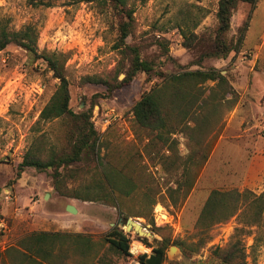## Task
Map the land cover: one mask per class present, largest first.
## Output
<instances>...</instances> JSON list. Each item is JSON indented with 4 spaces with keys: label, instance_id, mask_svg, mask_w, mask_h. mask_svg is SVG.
I'll use <instances>...</instances> for the list:
<instances>
[{
    "label": "rangeland",
    "instance_id": "rangeland-1",
    "mask_svg": "<svg viewBox=\"0 0 264 264\" xmlns=\"http://www.w3.org/2000/svg\"><path fill=\"white\" fill-rule=\"evenodd\" d=\"M127 4L134 10V23L126 42L153 66L150 72L139 71L130 82L124 81L125 70L134 53L114 48L125 18L109 2L0 0V29L32 26L40 51L64 56L70 106L77 113L91 110V122L101 136L100 148L95 149L100 156L84 154L73 164L72 177L67 176L68 168L63 188L96 190L109 168L127 175L134 186L130 196L116 191V203L85 201L55 188L51 166L43 171L26 167L18 177V166L29 148L40 146L47 159L52 150L70 152L73 139L71 126L61 119L37 123L59 79L45 60L10 44L0 51V250L26 233L57 231L69 234L56 244L55 264H127L134 241L152 252L164 240H170L165 264H264V218L239 234L236 228L245 224L237 216L209 228L198 226L212 190L264 191V0L254 7L237 4L225 40L235 44L245 22L249 28L240 50L227 57L210 54L216 44L218 0H127ZM184 32L193 36L192 47L185 46ZM211 67L229 77L240 99L227 112L224 129L190 194L175 207L167 190L176 186L182 166L171 159L162 163L157 150L170 152L149 145L150 136L136 125L133 107L161 81L158 72ZM100 80L115 89L109 93ZM179 139L177 155L184 160L189 148L185 136ZM60 171L66 169L62 166ZM145 193L156 195L151 210L143 206ZM159 203L172 215V225H156L154 210ZM68 204L78 212L68 211ZM130 217L150 234L127 229L123 222ZM114 229L128 233L132 257L108 241ZM172 246L177 249L171 250Z\"/></svg>",
    "mask_w": 264,
    "mask_h": 264
},
{
    "label": "trees",
    "instance_id": "trees-1",
    "mask_svg": "<svg viewBox=\"0 0 264 264\" xmlns=\"http://www.w3.org/2000/svg\"><path fill=\"white\" fill-rule=\"evenodd\" d=\"M99 1L100 3L109 2L115 11L123 14L125 18L119 24V37L114 44V48L121 53L126 54L127 50L134 53L129 69L125 70L124 81L130 82L139 71L150 72L153 69L151 62L142 59L139 50L129 46L126 42L132 33L134 23V10L128 8L127 0ZM239 2L250 3L254 7L258 0H218L216 44L210 54L227 57L232 50H240L249 28V22H245L240 29L235 44H229L225 40V34L231 27L233 12ZM184 38L185 46L192 47L193 36L184 32ZM10 44L22 47L34 59L45 60L54 76L59 79L58 87L50 101L42 109L37 123L61 119L71 126L69 135L73 139L70 152L59 153V151L52 150L47 155V159L42 156L43 152L40 146L29 148L18 166V177L26 167H35L43 171L51 166L54 170L55 188L62 195L85 201L103 200L113 203L117 201L114 194L116 191L123 196L132 195L134 186L131 179L114 168H109L110 171L105 173L101 185L96 190L68 191L63 188L61 182L68 173V168L67 176L72 177L75 171L73 164L83 159L84 154L88 157L93 154L100 156L97 152L95 153V149L97 146L100 148L101 136L91 122V110L77 113L70 106V80L66 74L64 56L55 51H40L37 33L32 26L18 31L0 29V51L6 49ZM157 74L161 77V81L135 103L133 114L139 129L148 132L149 145L164 147L170 152V154H165L159 149L157 150L162 163L165 165L170 159L174 163L180 162L183 170L181 177L176 180L175 187H169L167 190L171 203L175 207H180L190 194L201 170L208 161L224 129L225 116L239 101L240 94L229 77L215 67L183 69L174 73L160 71ZM100 82L107 86L109 93L115 89V86L109 82L101 80ZM179 135L186 137V145L189 148V153L184 160H180L177 155L180 143ZM173 155H176V159ZM62 166L64 170L66 169L65 172L60 171ZM145 197L143 206L151 210L157 202L156 195L145 193ZM233 216H237L245 224L236 228L237 234L246 231L245 227L259 225L264 218V191L256 193L248 188L244 190L238 188L212 190L198 218V226L209 228L223 223ZM68 234L57 231L26 233L16 243L0 250V264H55L52 256L56 250V244L58 240ZM77 237L82 238L83 236L77 234ZM128 237V233L123 229H114L110 232L108 241L132 257L129 252L130 239ZM169 243L170 240H164L160 245L153 246L150 255L140 256L141 264H165ZM175 244L177 245L179 242H175Z\"/></svg>",
    "mask_w": 264,
    "mask_h": 264
},
{
    "label": "built area",
    "instance_id": "built-area-1",
    "mask_svg": "<svg viewBox=\"0 0 264 264\" xmlns=\"http://www.w3.org/2000/svg\"><path fill=\"white\" fill-rule=\"evenodd\" d=\"M10 190H7V198H10ZM154 216H155V222L157 226L161 225H172L173 224V217L170 215L169 211L162 205V204H157L154 210ZM137 243H133V248L136 250L133 253L132 259L127 263V264H141L140 261V256L141 255H150L151 248L146 247L144 243L141 241H134ZM135 244L139 245L137 247ZM132 248V249H133Z\"/></svg>",
    "mask_w": 264,
    "mask_h": 264
},
{
    "label": "water",
    "instance_id": "water-1",
    "mask_svg": "<svg viewBox=\"0 0 264 264\" xmlns=\"http://www.w3.org/2000/svg\"><path fill=\"white\" fill-rule=\"evenodd\" d=\"M47 196H49V194ZM66 209L68 211L72 212V213H77L78 212V209L72 204H68ZM123 223L126 225L127 229L133 230L139 235H148V234H150V232H144L143 231V229L145 230L144 226L139 221L134 219L133 217H130V218L126 219V221H124ZM175 248L177 249L176 246H172L171 250H173Z\"/></svg>",
    "mask_w": 264,
    "mask_h": 264
},
{
    "label": "crops",
    "instance_id": "crops-1",
    "mask_svg": "<svg viewBox=\"0 0 264 264\" xmlns=\"http://www.w3.org/2000/svg\"><path fill=\"white\" fill-rule=\"evenodd\" d=\"M19 209H20V208L18 207V208L16 209V211H20ZM1 212L4 213V209H1ZM21 217H22V216H21Z\"/></svg>",
    "mask_w": 264,
    "mask_h": 264
},
{
    "label": "bare ground",
    "instance_id": "bare-ground-1",
    "mask_svg": "<svg viewBox=\"0 0 264 264\" xmlns=\"http://www.w3.org/2000/svg\"><path fill=\"white\" fill-rule=\"evenodd\" d=\"M143 231L144 232H148V231H145L144 229H143ZM137 247H139V245H137V244H135ZM133 251H136L134 248H133Z\"/></svg>",
    "mask_w": 264,
    "mask_h": 264
}]
</instances>
